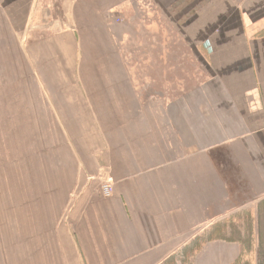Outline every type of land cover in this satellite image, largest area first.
<instances>
[{
  "label": "crops",
  "instance_id": "1",
  "mask_svg": "<svg viewBox=\"0 0 264 264\" xmlns=\"http://www.w3.org/2000/svg\"><path fill=\"white\" fill-rule=\"evenodd\" d=\"M136 1L0 0V62L16 51L21 68L13 85L0 72V94L48 96L64 129L59 155L49 138L48 168H0V264H235L253 253L249 264H264V0L137 1L197 64L177 89L153 86V71L103 68L120 42L110 18ZM74 62L82 70L57 69Z\"/></svg>",
  "mask_w": 264,
  "mask_h": 264
},
{
  "label": "rangeland",
  "instance_id": "2",
  "mask_svg": "<svg viewBox=\"0 0 264 264\" xmlns=\"http://www.w3.org/2000/svg\"><path fill=\"white\" fill-rule=\"evenodd\" d=\"M137 1L135 5L132 4L123 8L121 15L115 16L116 18L113 15L111 16L110 21L115 19L121 26L120 32L117 33L120 42H117L110 49L109 55L111 59L103 64V68L133 69L140 72L145 70L153 71L158 76L153 79L154 85H152L157 86L158 89L163 87L177 89L191 86L195 82L194 75L197 73V64L189 58L190 52L188 48L179 40L176 32L159 12L151 8V6L145 7L143 2L137 3ZM44 33L47 34L48 31H44ZM33 44H35L34 38L28 37L22 45L27 58V63L24 66L25 73L29 71L28 65L31 69L34 66L32 58L34 52H31L30 49ZM57 46L58 53H63V41L58 37ZM90 50L89 48V52ZM78 52L79 50L77 51V49L73 52L71 51L74 60H78L80 54ZM3 54L6 55V51ZM160 54L166 56V59H161ZM3 56H1L3 61L0 62V72L6 73V80L3 81L13 85V78L21 74V68H18L16 63L19 57H17V52L14 51L10 55L8 62H5V56ZM146 56L152 57L153 60L149 61L150 59H146ZM117 57L121 61L120 65L116 61ZM76 65V62H74L72 67L68 64H58L57 69L58 71L75 70ZM88 66L90 69H97L96 65L88 64ZM79 67L80 64L78 65V70ZM80 69L82 70L81 67ZM138 81L145 83L144 79H139ZM26 84L30 85L28 88L33 91L31 79ZM9 90L14 89L9 87ZM54 112V107H50L48 103V96L44 94L17 95L11 94V92L0 94V168L8 167L10 177L18 174V171L22 170V168L26 170V168L41 165L42 162L47 168L50 161L52 165V160L48 158L50 136H57V154L59 155L60 152L64 151L63 143L60 141V135L64 137V129L61 127L56 128L54 122L50 123ZM36 151L38 153L35 155ZM21 176L27 177L24 172H22ZM2 177H4V174L0 173V179ZM262 213H264V208ZM251 216L252 212L242 214L244 229L247 228L248 222L251 221ZM238 222L236 221L235 224H238L239 227ZM237 231L239 232V229ZM245 241L248 240L245 239ZM253 255H256V253L245 256L246 263L240 262V264H249L250 260H254L252 259ZM178 258L180 257L171 259L167 264H191L189 256H185L181 263L175 261Z\"/></svg>",
  "mask_w": 264,
  "mask_h": 264
},
{
  "label": "built area",
  "instance_id": "3",
  "mask_svg": "<svg viewBox=\"0 0 264 264\" xmlns=\"http://www.w3.org/2000/svg\"><path fill=\"white\" fill-rule=\"evenodd\" d=\"M102 190H103V193L105 195H108L111 192V190H112V184H111L110 179H108V181L103 184Z\"/></svg>",
  "mask_w": 264,
  "mask_h": 264
},
{
  "label": "trees",
  "instance_id": "4",
  "mask_svg": "<svg viewBox=\"0 0 264 264\" xmlns=\"http://www.w3.org/2000/svg\"><path fill=\"white\" fill-rule=\"evenodd\" d=\"M240 262H241V259L239 258V259L235 262V264H240Z\"/></svg>",
  "mask_w": 264,
  "mask_h": 264
}]
</instances>
